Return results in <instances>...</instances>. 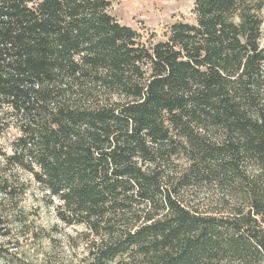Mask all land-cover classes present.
Instances as JSON below:
<instances>
[{"label": "trees", "instance_id": "obj_1", "mask_svg": "<svg viewBox=\"0 0 264 264\" xmlns=\"http://www.w3.org/2000/svg\"><path fill=\"white\" fill-rule=\"evenodd\" d=\"M111 8L0 0L3 203L36 186L86 264H264V0L158 41Z\"/></svg>", "mask_w": 264, "mask_h": 264}, {"label": "rangeland", "instance_id": "obj_2", "mask_svg": "<svg viewBox=\"0 0 264 264\" xmlns=\"http://www.w3.org/2000/svg\"><path fill=\"white\" fill-rule=\"evenodd\" d=\"M111 13L121 23L140 31L144 39L163 40L164 33L176 21L194 23L196 0H111ZM17 131L0 135V145L11 141ZM1 159V158H0ZM1 163V161H0ZM212 192H216L214 189ZM210 193H200V200ZM42 195L33 186L23 200V213L3 203L9 214L0 226V264H86L85 246L76 235L80 227L57 224L52 209L41 200ZM201 202V201H200ZM195 203V202H194ZM1 211V210H0ZM4 214V215H5ZM10 231L9 235H2ZM68 236L76 238L68 243Z\"/></svg>", "mask_w": 264, "mask_h": 264}]
</instances>
